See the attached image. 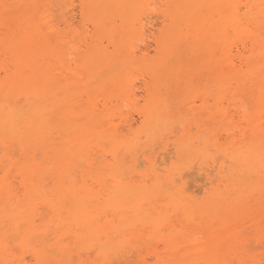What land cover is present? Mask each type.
<instances>
[{
	"label": "bare ground",
	"instance_id": "1",
	"mask_svg": "<svg viewBox=\"0 0 264 264\" xmlns=\"http://www.w3.org/2000/svg\"><path fill=\"white\" fill-rule=\"evenodd\" d=\"M65 1L0 0V264L15 262L9 242L35 264L91 253L100 264H264V0H157L152 57L133 41L154 0H79L94 28L84 50ZM134 69L147 77L145 137L184 128L166 175L151 168L132 123L117 124L122 106L137 108ZM193 95L214 107H194ZM140 158L149 174L136 171ZM17 214L58 222L23 229L8 224Z\"/></svg>",
	"mask_w": 264,
	"mask_h": 264
},
{
	"label": "rangeland",
	"instance_id": "2",
	"mask_svg": "<svg viewBox=\"0 0 264 264\" xmlns=\"http://www.w3.org/2000/svg\"><path fill=\"white\" fill-rule=\"evenodd\" d=\"M158 3H159V6H158ZM65 4H66V6L64 8L65 9V14H66L67 19L70 22L69 25H71V29H72V31H71L72 34L70 35V37L73 36L74 39L76 40V46H78L80 48V50H84L85 49V45H86L85 44V41H86V43H89L91 41L90 40V37L93 35L94 28L90 24V22H88V20H86V19L82 20L81 19V16H80L81 5H80L79 0H66L65 1ZM151 7H150V10L145 13L144 18H143V23L145 25L144 26V31H142V33L140 34V36L139 37H136L134 39V41H133V44H134V46L136 47L137 50L148 48V49H146V51H147L146 53L148 54V57H152L155 54V47L156 46H155V43H154V39L159 35V31H160V29L162 27V24H163V18L161 16V12L164 9V5H162V3L158 2L157 0H154V4H152ZM101 44L104 47L109 46V50L112 51L111 46L108 45V43H107L106 40H103L101 42ZM140 55L141 54L139 52L136 54V56H138V58H140L139 57ZM73 65L74 64H72L73 74L76 77H78V79H81L82 80L83 79V75H82V72H81L82 71L81 68H79L77 66L74 68ZM146 78L147 77H146V75L144 73H142V72H140L138 70H135V69L132 70L129 73V75H128V83L130 84L129 90H131L132 92H134L135 95H136L137 108L136 107L135 108H128V107L126 108V107L122 106V108H121L122 116L117 119L118 120L117 121V124H119L120 126L121 125L124 126V124L126 123V121H128L129 123H132V129L134 131H136L135 132V134L137 136L136 143L138 142L137 143L139 145L138 148L141 149V152H143V155H149V154H151L150 157H152L151 160L153 161V166H151V168L154 169L160 175H166L167 174V170H169V168L172 165H175L176 162H177V160L175 158L176 155L174 153V147L172 146L173 145L172 144V141L174 139H176V137H179L180 135H182V132H183V129L184 128L183 127L178 128L179 126H177V129H176V126H174L173 124H171V125L170 124H166V126L164 127L165 129L163 128L162 131H161V133L159 131V133L155 137H152L151 139H148V138L145 137L146 131L144 129H141V126H140V118H139V115H138V107H141L143 105V93H142L141 86H142L143 80H147ZM207 99L204 98V97H201V96L193 95V96H190L188 100H189L190 103L191 102L194 103L193 104L194 107H203L204 108L205 106L206 107L208 106L209 109H212L214 107V102H212L213 100L211 98H207ZM98 105H99V108H101L100 107L101 102H99ZM171 129L172 130L174 129L175 131L174 130L172 131ZM190 129H192L191 132H190V136L192 138L199 137V136L202 135V133H200V132L198 134V131L196 130L195 126L193 125V122H190ZM163 131H165L166 135L163 133ZM180 132H181V134H180ZM161 134H164V136H161ZM159 137H161L162 139L161 138L159 139ZM168 137H170V138L168 139ZM140 139L141 140L142 139H145L144 142H143L144 144L141 142ZM161 140H163V142ZM158 144H160V145H158ZM151 145L153 147H151ZM165 145H166V148L164 149V146ZM195 145H197V144H195ZM168 147L170 149L169 151L167 150ZM145 150H148V152H146ZM166 150L168 152H170V151H172V152H170L169 155H166V154H168L166 152V154H165L166 156H164L163 154L165 153ZM158 153H160V156H159ZM161 155L163 156V158H165L164 159L165 161L168 158L167 161H166V162H168L167 164L164 163L165 161L162 160V156ZM212 155L213 156H218L214 152H213ZM156 156H158V157L155 158ZM169 157L170 158L172 157V159H170ZM153 158H154L155 161H158V158L160 160H159V162L155 163V161L153 160ZM140 160H142V161L139 162V163H137V169H136V171H140V172H144L145 171L146 174H149L150 173V170H151L150 165L148 163H146V162H143V159L142 158H140L139 160H137V162L140 161ZM183 160L185 161L184 158H183ZM192 160L193 159H190V161H192ZM192 162H190L191 164L189 163L190 164L189 166L190 167H195L196 166V167L194 169L191 168L187 172V174L191 173V170L192 171H195V169H197V166H198V163H199V159L195 158L194 161H192ZM194 163H195V165H194ZM157 164H158V166H157ZM126 165L127 166L128 165H131V162L129 161V159L126 161ZM138 165H139V167H138ZM155 168L160 169L161 171L156 170ZM194 176H195V174L193 175V177ZM186 177H184V181L187 183V182H189L188 181L189 178H192V177L189 176V178H188V175ZM0 178H1V173H0ZM133 179H134V181L135 180L137 181L138 178L135 175ZM190 181H192V180H190ZM192 182L193 183H191V185H193L194 187L196 186L197 188L191 187L192 189H190V188L189 189L192 190V191L193 190L194 191L195 190H199L198 189V185H196V183H194L195 181L193 180ZM191 185H189V187ZM95 189H97V188L95 187ZM199 192H200V196H199ZM194 193L197 196H199V197L202 196V192L201 191H198V194H197V191H195ZM23 220H24V222H23ZM34 220H35V222H34ZM36 220H37V222H36ZM16 221H18V223H23L24 224L22 226L23 229H30L29 227H34L35 226V227H40V229L42 230V229H44V226H45V228L48 227L52 231H54L53 226L55 224H57V222H58V220H51L50 221L49 220V216L48 215H45V214L35 215V216H32V218L30 216H28L27 214H25V215L17 214V215H13V216H11L9 218L8 224H11V225L15 226V222ZM113 221H115V220H113ZM87 222H88L87 219H84V220L81 219L80 224L84 225V224H87ZM73 223L74 222L72 220L71 221L68 220L67 222H64L62 224V227L70 228V226H73ZM103 223H105V220H101L100 224H103ZM54 235H55V233H54ZM67 236L68 235L65 234L62 237V239H64L63 240L64 241V244L65 245H68V246H73V243L66 239ZM13 244L14 243H10L9 242L7 244V247H6L7 248L6 251H8L9 254L13 257V261H15L14 264L18 263L19 260H24V264H35V261H34V259L32 257V253L28 249H25V248L20 249L17 246V243L15 245H13ZM91 255H93V256H91ZM25 256H26V259H25ZM97 256L98 255L96 253H94V254L91 253L89 257H86V256L79 257V256H77L75 254V255H70V258H68L65 255L59 264H85V263L86 264L87 263H89V264H100L101 261H100L99 257H97ZM132 257L129 260L134 261L135 260L134 255H132ZM26 262H28V263H26ZM113 262H114V264H117L116 263L117 260H113ZM119 262L121 264V261H119Z\"/></svg>",
	"mask_w": 264,
	"mask_h": 264
}]
</instances>
